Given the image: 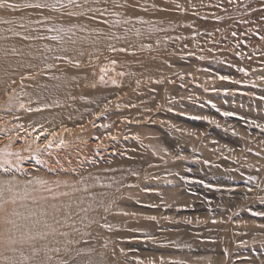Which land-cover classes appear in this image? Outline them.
<instances>
[{"label": "bare ground", "instance_id": "obj_1", "mask_svg": "<svg viewBox=\"0 0 264 264\" xmlns=\"http://www.w3.org/2000/svg\"><path fill=\"white\" fill-rule=\"evenodd\" d=\"M124 1L5 0L0 6V168L31 172L44 189L26 199L0 187V264H122L116 251L90 239L96 231L107 238L151 237V246L169 241L171 230L123 214L139 211L128 195L157 171L138 149L118 157V138L137 130L126 120L142 121L149 100L166 101L165 79L153 73L151 54L166 45L171 18L155 7L127 9ZM37 4L45 7H27ZM108 68L115 87L99 82L112 81L103 75ZM143 75L148 77L129 85V78ZM14 114L21 117L12 128ZM18 127L22 133L14 134ZM45 131L51 132L47 139L36 143L34 136ZM48 141L51 147H45ZM72 171L90 173L77 181ZM6 176L0 172V179ZM105 224L120 230H104Z\"/></svg>", "mask_w": 264, "mask_h": 264}, {"label": "rangeland", "instance_id": "obj_2", "mask_svg": "<svg viewBox=\"0 0 264 264\" xmlns=\"http://www.w3.org/2000/svg\"><path fill=\"white\" fill-rule=\"evenodd\" d=\"M140 1L146 6L130 0L122 5L140 12L155 7L171 18L166 45L155 46L151 54L153 73L165 79L155 83L162 84L167 98L162 105L149 100L152 107L142 121L126 120L137 130L118 138V157L128 158L126 152L138 149L154 160L146 165L157 171L128 195L139 211L123 214L172 232L164 246L149 245L147 236L107 238L101 231L90 239L116 251L113 256L122 264H264V128L258 127L264 125V0ZM159 52L164 61L153 55ZM103 75L112 81L102 78L101 85L115 87L112 69ZM147 77L127 81L131 85ZM15 117L21 115H12L8 126H16ZM19 129L14 134L22 133ZM49 133L36 134V143ZM0 172L7 175L0 179L5 191L16 190L26 199L44 192L31 172ZM71 174L77 181L87 175ZM100 227L109 231L113 226ZM157 238L164 239L162 234Z\"/></svg>", "mask_w": 264, "mask_h": 264}, {"label": "snow or ice", "instance_id": "obj_3", "mask_svg": "<svg viewBox=\"0 0 264 264\" xmlns=\"http://www.w3.org/2000/svg\"><path fill=\"white\" fill-rule=\"evenodd\" d=\"M5 0H0V6L4 5ZM71 2V0H70ZM8 7H19L18 5H7ZM27 7H38V8H42L45 7V5H41V4H37V5H27ZM115 50V49H113ZM221 79H228V77H221ZM262 99H264V97H262ZM21 107H23V105H21ZM29 111H31V109H29ZM224 115H232L231 113H224ZM258 127L264 128V125H258ZM52 146V141H48V143L45 145V147H51ZM11 155V154H9ZM10 183V182H9ZM41 183H44L43 181H41ZM0 195H2V191H0ZM258 215H260V213H257ZM151 219H155V217H151ZM58 251V250H57Z\"/></svg>", "mask_w": 264, "mask_h": 264}]
</instances>
